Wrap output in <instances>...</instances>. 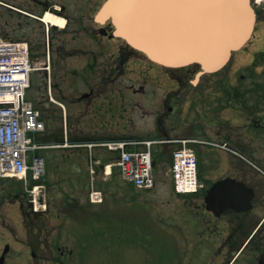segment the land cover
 I'll return each mask as SVG.
<instances>
[{"label":"rangeland","instance_id":"rangeland-1","mask_svg":"<svg viewBox=\"0 0 264 264\" xmlns=\"http://www.w3.org/2000/svg\"><path fill=\"white\" fill-rule=\"evenodd\" d=\"M96 1L91 0L89 5L87 0L82 3L62 0L55 4L58 7L66 4L67 12L75 17L86 14L85 23L88 24L93 23L92 16L98 12ZM260 3L257 5L259 13L263 14L260 17L262 22H258L252 43L233 53L222 71L204 74L197 87L190 83L195 79L196 70L187 74L188 81L179 83L173 76L178 77L181 72L162 68L136 52H133L134 56L140 57V60H129L123 74L119 73L118 80L111 86L101 85L97 79L104 77L102 63L109 65L116 62L118 54L113 53L115 47L125 46V43L114 39L109 43L104 41L101 47L90 37L80 34V27L70 26L71 34L62 32L66 26H58L56 30L50 27L49 30L45 22L35 18L41 16L40 7L29 9L28 6H21L30 15L16 14L0 7V38L27 41L33 62L41 67L32 73V83L27 92L35 105L45 112L46 130L38 136L40 140L48 136L54 138L60 135L61 128L64 129L58 102L70 98L74 101L93 85L98 87V91H103L93 101L96 105L104 104V100L111 103L113 99L119 100L120 95H127L128 107L125 110L117 108V115L112 117L111 114L104 115L102 109L91 110L87 103L69 105L68 131L74 139L72 141L125 137L144 139L155 135V138L162 139L195 137L226 140L234 149L236 146L233 138H228L229 134L245 138V130L248 129L243 121L254 114L256 109L253 108L264 109V1ZM64 40L69 42L66 44L89 45L96 52L77 53L66 58L67 53L47 50L50 43L59 46ZM258 51L261 53L254 59ZM67 62L68 66L80 69L79 73L87 74V85L82 81L83 74H67ZM92 63H95V69L89 71ZM117 63L120 64L119 59ZM46 65L50 67L44 68ZM145 65H155L156 68L146 69ZM118 68L121 72L122 68L119 65ZM223 84H226L228 92L222 89ZM142 87L144 91H133ZM186 87H191V92L178 105L179 95ZM168 92V105L174 107L173 111L170 112L167 106L162 109L161 103L159 108V114L162 119L165 118L167 133L164 130L156 132L154 110L158 109L155 105ZM227 99L231 107L219 109ZM243 99L247 101V108L242 104ZM213 117L225 121L230 118L228 131L212 128L209 118ZM235 138L238 141V137ZM68 147L65 150L60 147L42 150L46 160L43 182L47 185L48 208L39 214L28 207V196L22 183L13 178H0V247L11 242L14 248L20 250L19 255L24 258L22 261L28 258V251L22 247L21 240L29 241L36 247L37 257L24 264H226L234 254L232 250L236 246L230 248V253H218L223 233L212 225V216L204 209L202 194L174 193L169 167L175 145L153 146L157 158L156 174L160 179L148 192L138 191L125 183L116 168L112 175L105 176L102 168L98 167L92 175L87 156L89 149L82 146L72 148L70 144ZM93 149L99 154L111 153L106 148L103 151L102 148ZM195 149L200 172L204 178L209 177L208 182L228 173L235 174L232 169V165L235 167L234 157L230 152L227 155L223 150L207 145H195ZM91 186L104 192L102 203H90ZM22 211L29 214L30 218L26 219L29 223L22 220ZM58 245L60 249H57ZM61 250L65 253H60ZM246 260L245 255H241L235 264H245Z\"/></svg>","mask_w":264,"mask_h":264},{"label":"flooded vegetation","instance_id":"flooded-vegetation-1","mask_svg":"<svg viewBox=\"0 0 264 264\" xmlns=\"http://www.w3.org/2000/svg\"><path fill=\"white\" fill-rule=\"evenodd\" d=\"M74 2L82 3L83 0H73ZM103 0H97L95 3V7L98 8ZM62 0H0V7L7 9L10 12H14L16 14H27L30 15L27 11H23L21 9V6H28L29 9L34 7H40V14L42 15L45 13L46 10L53 11L55 16L65 18L66 19V27L62 31L63 33L68 32L71 34L70 26L73 28L80 27L78 31H80V34H85L87 37H90L92 41H95L96 44H100L101 47L104 46L102 44L104 41L110 42L114 39H117L112 35V24L108 22L107 24H102L99 21H97L94 16H92L93 23H85V18H88L86 14H82L79 17H75L74 15L67 12L66 4L62 3L60 7L56 6L55 3H60ZM91 4V0H87V5ZM258 10L260 11V7L258 6ZM257 10V11H258ZM259 15V21L262 22L260 19L261 15L258 12ZM91 21V20H90ZM258 21V20H257ZM95 23H97L99 26H96ZM258 23V22H257ZM52 30H56V28L52 27ZM75 38L76 35H73ZM81 37V36H80ZM75 41V40H73ZM69 43L66 40H64V43L61 45H54L49 44L47 46V50L51 51L52 49L58 52L67 53V57H71L72 55L77 53H90L93 54L96 51L91 48V46H81V45H73V44H66ZM105 53V52H104ZM114 54H118V57L115 59L116 62H111L109 65H106L102 63L101 66H103L104 70V77L97 79L101 82V85H109L111 86L112 83L114 84L118 80V75L120 73L123 74V70L125 68L126 63L129 62L132 58H136L134 56V53L132 50L127 46H120L119 48L116 46ZM120 61V64L117 63V61ZM140 57H137L136 60H140ZM87 64V63H85ZM100 65V63L97 62V65ZM104 64V65H103ZM66 69H69L67 74L68 75H82V81L87 85V82H89V78H86L85 73H79L77 67L75 66H68L69 63H65ZM118 65L122 68L121 72H118L119 68ZM146 67V65H145ZM156 68L155 65H148L146 69H154ZM163 68V67H162ZM92 69H95V63L91 64V67H88V70L91 71ZM168 69V68H167ZM169 71H172L171 69H168ZM166 74H169L166 72ZM182 77L181 74L178 75V77L173 76L175 78L176 82L182 83ZM177 79V80H176ZM185 79V78H184ZM87 81V82H86ZM135 92L138 91H144V87L141 89L133 90ZM103 91H98V87H94L93 85H90L88 90H85L81 93L80 96L74 101L72 99L65 100L66 106H65V115L68 117L70 114V107L69 105H78L80 103H87L88 107H91V110L98 108L102 109L104 114H111L112 117L117 115V108L118 110H125L128 107L129 100L128 96L120 95V98L113 99L110 101L104 100V104H98L93 103V101L99 97V94H102ZM181 94L179 95L180 99ZM116 97V95H114ZM117 98V97H116ZM104 99V98H102ZM170 99V93H166L163 96L162 101H158V103L155 105L157 107L158 111L154 110V114L156 116V128L157 130H164L167 133L166 127L164 126L165 118L162 119L161 115L159 114V108L160 103L162 106V109L167 106V109L172 112L174 107L169 106L168 102ZM178 99V101H179ZM242 104L245 105L247 108V101L245 99L241 100ZM137 105L144 107L139 102H136ZM118 104H120L118 106ZM138 106V107H139ZM256 106V105H255ZM154 107V108H155ZM228 107H231V104H220L219 109H226ZM251 106H249L250 108ZM257 107V106H256ZM256 109L253 115H250L247 120L243 121L242 124L245 123V127L248 130H245V138L241 135H230L228 136L229 139L233 138L235 141V136L238 137V141H233V144L236 146L235 148L240 150V154L235 153L232 154L234 157L233 163L235 167L232 165H229L232 169H234L235 174L228 173L226 175H223L221 177H217L215 179H211V181L208 183H204L203 187L200 191V193H207L212 186L214 182L221 178L231 177L235 178L239 181L244 182L247 186L251 187L253 189V197L251 200L252 207L247 210H238L239 207H242V205H245V197L240 192H234L236 194L235 196H232L231 198H228L226 200L224 207H228L226 210H224L223 214L221 216L216 217L213 213V210L207 209V205H204V208L207 210V212L212 216L210 221L212 225L216 228H219L222 230L223 236L220 239L218 243V253L226 254L230 253L231 247L236 246L234 248L235 250L233 253L236 254L235 259L231 262V259L227 260L226 264H233L236 260L239 259L241 255H245L246 257V263L245 264H264V109ZM210 126L216 127V129H221L222 131H228L229 123H231V119L228 118L227 121L222 120L220 118H209ZM115 125V124H114ZM116 126V125H115ZM241 127L242 125L239 124ZM117 127V126H116ZM230 131V130H229ZM243 137L244 141L241 140ZM217 141V140H212ZM229 145L228 141H222ZM215 144V142H212ZM234 148V149H235ZM238 150V151H239ZM237 163H236V162ZM229 168V167H228ZM204 194V195H205ZM211 207L214 205V201L211 200L210 203ZM236 207V208H235ZM22 247L26 248V252L28 251V258L26 260H22L24 258L20 257V250H17L12 246L11 243H5L2 247H0V257L4 254L5 259L3 264H24L27 260L29 262L31 259L37 257L36 256V249L34 248V245L32 246L29 241H25V239H22ZM9 244V245H7ZM8 246V247H7ZM6 251V252H5Z\"/></svg>","mask_w":264,"mask_h":264},{"label":"water","instance_id":"water-1","mask_svg":"<svg viewBox=\"0 0 264 264\" xmlns=\"http://www.w3.org/2000/svg\"><path fill=\"white\" fill-rule=\"evenodd\" d=\"M97 19L101 22L111 19L115 25L114 34L154 62L169 67L199 65V77L222 68L232 52L249 40L256 14L251 0L204 3L107 0ZM234 192L245 197V205L238 210L252 207L253 189L234 178H225L212 185L205 197L207 208L220 215L228 208L224 207V202L235 196ZM211 200L214 201L213 207ZM2 262L1 258L0 264Z\"/></svg>","mask_w":264,"mask_h":264},{"label":"built area","instance_id":"built-area-1","mask_svg":"<svg viewBox=\"0 0 264 264\" xmlns=\"http://www.w3.org/2000/svg\"><path fill=\"white\" fill-rule=\"evenodd\" d=\"M28 55L26 46L17 43H0V103L6 100L14 106L0 108V155L5 170L18 174L25 171V153L35 148L27 138L28 130L38 129L37 112L23 100V88L28 81ZM124 169L127 177L138 185L151 184L150 155H127ZM40 160H35L36 172L41 168ZM196 162L191 151L180 150L175 153L174 170L179 190L187 191L196 186ZM95 198L98 194L94 193Z\"/></svg>","mask_w":264,"mask_h":264},{"label":"bare ground","instance_id":"bare-ground-1","mask_svg":"<svg viewBox=\"0 0 264 264\" xmlns=\"http://www.w3.org/2000/svg\"><path fill=\"white\" fill-rule=\"evenodd\" d=\"M258 1H264V0H258ZM43 20L49 24L52 23V24L58 25L60 27H63L65 24V19H63L61 17H57L51 12H46L44 17H43Z\"/></svg>","mask_w":264,"mask_h":264},{"label":"snow or ice","instance_id":"snow-or-ice-1","mask_svg":"<svg viewBox=\"0 0 264 264\" xmlns=\"http://www.w3.org/2000/svg\"><path fill=\"white\" fill-rule=\"evenodd\" d=\"M150 3H204L212 2V0H144Z\"/></svg>","mask_w":264,"mask_h":264},{"label":"trees","instance_id":"trees-1","mask_svg":"<svg viewBox=\"0 0 264 264\" xmlns=\"http://www.w3.org/2000/svg\"><path fill=\"white\" fill-rule=\"evenodd\" d=\"M48 138H50V136H48L47 139H48ZM54 138H55L54 140L57 141V142L63 141V138H62V136H60V135H57V136H55ZM45 139H46V138H45ZM27 217H28V216H26L25 219H26Z\"/></svg>","mask_w":264,"mask_h":264}]
</instances>
